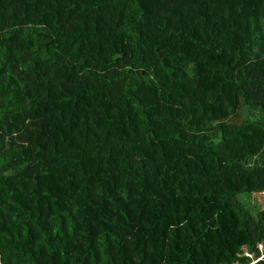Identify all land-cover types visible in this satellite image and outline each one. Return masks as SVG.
<instances>
[{"label":"trees","instance_id":"1","mask_svg":"<svg viewBox=\"0 0 264 264\" xmlns=\"http://www.w3.org/2000/svg\"><path fill=\"white\" fill-rule=\"evenodd\" d=\"M243 194L264 0H0V264H264Z\"/></svg>","mask_w":264,"mask_h":264},{"label":"rangeland","instance_id":"2","mask_svg":"<svg viewBox=\"0 0 264 264\" xmlns=\"http://www.w3.org/2000/svg\"><path fill=\"white\" fill-rule=\"evenodd\" d=\"M247 115L248 112L245 113V117H247ZM240 199L250 208L254 215L264 210V194H243L240 196ZM259 247L260 250H262V245Z\"/></svg>","mask_w":264,"mask_h":264},{"label":"water","instance_id":"3","mask_svg":"<svg viewBox=\"0 0 264 264\" xmlns=\"http://www.w3.org/2000/svg\"><path fill=\"white\" fill-rule=\"evenodd\" d=\"M38 179V176L36 177V180Z\"/></svg>","mask_w":264,"mask_h":264}]
</instances>
